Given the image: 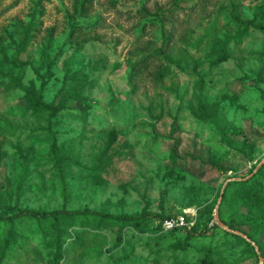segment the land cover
<instances>
[{
	"label": "rangeland",
	"instance_id": "374dc122",
	"mask_svg": "<svg viewBox=\"0 0 264 264\" xmlns=\"http://www.w3.org/2000/svg\"><path fill=\"white\" fill-rule=\"evenodd\" d=\"M81 1L0 0V213L18 206L134 214L148 205L211 228L187 249L185 229L127 230L119 248L116 229L78 243L69 237L62 264H262L241 233L260 242L264 233L226 229L215 210L221 200L228 218L229 182L264 170V34L234 21L253 19L264 0H89L83 16ZM226 39L230 58L215 64ZM166 42L171 61L135 74L134 64ZM157 66L166 71L161 79ZM201 90L214 108L203 106ZM40 97L65 108L51 116L35 104ZM20 229L23 243L0 264H54L55 239Z\"/></svg>",
	"mask_w": 264,
	"mask_h": 264
},
{
	"label": "trees",
	"instance_id": "16d2710c",
	"mask_svg": "<svg viewBox=\"0 0 264 264\" xmlns=\"http://www.w3.org/2000/svg\"><path fill=\"white\" fill-rule=\"evenodd\" d=\"M89 0H82L79 4V14L81 16L88 15L90 11ZM179 4V3H178ZM172 14V11H169ZM166 12H158L157 17L163 20ZM172 15L166 21L172 20ZM236 24L243 26V32L249 31L251 28L257 29L264 34V9L257 12L253 19L241 20L239 17L234 16ZM46 38L48 42H51L54 36V29H47ZM232 39V38H231ZM230 39L224 41H218V46L222 50L223 54L218 56L214 61L215 64L228 61L230 58L228 50V42ZM169 43L166 42L163 46L155 49L152 53L144 55L138 62L134 64L135 74L141 73L145 68H148L151 63L158 59H164L165 61H171L170 56L167 53ZM170 63V62H167ZM157 79H161L166 71L162 68L156 67L153 73ZM202 88V87H201ZM202 104L204 107L214 108L216 102L210 101L207 95L201 90ZM35 104L47 110H51V116L59 114L65 106H53L44 104L42 98H37ZM198 115L201 118L207 119L214 123V119L207 115L204 110H201ZM178 118L174 121V129ZM223 134L225 132H222ZM54 157L57 161V166H61L58 154L53 151ZM213 168L222 172L233 171V168L220 163L219 161H208ZM227 190L223 193V200L226 204H229V217L226 218L222 215L221 209L220 217L225 225L230 229L238 230L239 225H248L255 230H260L264 233V170H260L249 179L233 180L227 185ZM230 189V191H229ZM165 193V191H164ZM163 193V195H164ZM247 208V211H243V208ZM10 214L0 213V256L3 258L9 248L17 243H23L24 234L20 228H30L32 231H38L48 236L53 237L55 240L53 246L55 248L53 255L54 264H62V261L66 258L65 253V239L71 238L73 243H78L81 239V235L92 232L94 236L98 237L104 230L116 229L118 248L122 243L123 247L127 244L124 240L125 231H137L138 233H145L150 230L163 232V223L166 219L176 216L175 214H163L154 213L148 205L139 213L126 214V213H110L92 210L88 207L84 209H56V210H38L28 207H10ZM156 223L154 226L153 224ZM29 224H33L30 227ZM74 230L77 232L75 237L69 235L68 230ZM181 228H176L168 231L171 234L176 233ZM211 228L206 226L201 229H197L196 225L187 230V236L183 244V248L187 249L190 246L192 239L200 238L207 235ZM255 246H258L260 253L254 251V255L264 258V240L257 241L256 237L251 233H245ZM245 240V239H243ZM249 243L252 246V243Z\"/></svg>",
	"mask_w": 264,
	"mask_h": 264
},
{
	"label": "built area",
	"instance_id": "2783aa9c",
	"mask_svg": "<svg viewBox=\"0 0 264 264\" xmlns=\"http://www.w3.org/2000/svg\"><path fill=\"white\" fill-rule=\"evenodd\" d=\"M196 221L189 218L188 213H182L172 218L166 219L163 223V230L170 231L176 228L191 230L195 226Z\"/></svg>",
	"mask_w": 264,
	"mask_h": 264
},
{
	"label": "water",
	"instance_id": "95a60500",
	"mask_svg": "<svg viewBox=\"0 0 264 264\" xmlns=\"http://www.w3.org/2000/svg\"><path fill=\"white\" fill-rule=\"evenodd\" d=\"M260 166L257 167V170L259 169ZM222 196H223V193H222ZM222 198V197H221ZM220 203H221V200L219 201L217 207H216V210H215V219H216V222L219 224V225H223L226 227V229H230L227 225L224 224V222L222 221L221 217H220V212H219V206H220ZM240 233V232H239ZM245 238L249 239L248 236L246 234H243L241 233ZM261 263L263 264L264 263V258L261 257Z\"/></svg>",
	"mask_w": 264,
	"mask_h": 264
}]
</instances>
